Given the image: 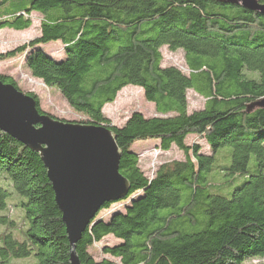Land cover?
Masks as SVG:
<instances>
[{
	"label": "trees",
	"instance_id": "1",
	"mask_svg": "<svg viewBox=\"0 0 264 264\" xmlns=\"http://www.w3.org/2000/svg\"><path fill=\"white\" fill-rule=\"evenodd\" d=\"M31 12L41 16L39 35L0 53V61L24 55L30 75L84 115L80 123L108 128L121 153L118 172L130 185L119 200L127 201L124 210L97 217L114 202L104 203L81 234L79 262L263 258L264 108L246 111L264 98V15L226 0H30L0 17V29H28ZM50 41L61 42L62 58L43 50ZM162 47L182 51L187 74L162 66ZM0 80L21 91L12 77ZM126 86L140 87L156 115L134 111L112 124L102 109ZM189 90L204 99L201 109L188 111ZM146 140L161 151L174 145L185 158L146 176L132 149ZM110 235L118 243L104 245L108 258L94 260L88 248ZM71 251L38 154L0 130V264H70Z\"/></svg>",
	"mask_w": 264,
	"mask_h": 264
},
{
	"label": "water",
	"instance_id": "2",
	"mask_svg": "<svg viewBox=\"0 0 264 264\" xmlns=\"http://www.w3.org/2000/svg\"><path fill=\"white\" fill-rule=\"evenodd\" d=\"M226 1L264 15V0ZM257 108H264V98L246 112ZM0 130L38 154L72 247L70 264H81L74 252L81 234L104 203L122 200L130 190L118 172L121 153L112 132L39 112L33 97L1 80Z\"/></svg>",
	"mask_w": 264,
	"mask_h": 264
},
{
	"label": "rangeland",
	"instance_id": "3",
	"mask_svg": "<svg viewBox=\"0 0 264 264\" xmlns=\"http://www.w3.org/2000/svg\"><path fill=\"white\" fill-rule=\"evenodd\" d=\"M29 1L30 0H7L1 3L0 17L15 8L26 6ZM30 18L32 23L28 29H0V53L12 51L14 48L39 35L40 14L31 12ZM41 47L48 55L55 59H60L64 56L63 45L60 41H50L42 44ZM161 54L162 66H176L186 74L188 73L181 50H169L167 47H162ZM0 74L12 77L22 92L26 94L29 92L33 93L38 98L40 108L43 112L65 121L79 122L85 119L82 113L74 111L69 106L56 87L47 86L41 80L30 75L24 65V55L18 54L10 59L0 61ZM187 101L189 112L199 110L204 105V99L192 90H189L187 93ZM134 111L141 112L145 117L156 115L154 105L145 100L142 89L137 86H126L122 88L117 93L115 100L112 103L106 104L102 109L103 114L116 126H121ZM193 139V136H188L186 142L190 143ZM196 142L201 145V152L209 153L208 146L205 144L204 139L197 138ZM132 149L136 150L138 153L140 169L149 177L152 176V173L159 165L174 160H183L185 158L184 153L174 145L168 151H161L158 148V143L154 140L136 141ZM228 190L229 187H227V191ZM222 193L225 194L226 192ZM126 202L127 201L114 202L108 210L98 213L97 217L101 216L106 218L111 211H123L124 205L127 204ZM9 203L11 202L9 201ZM11 215L14 218L17 216L15 211H13ZM117 243L118 240L111 235L106 236L100 242L91 245L88 248V252L96 261L103 257L108 258V256H104L101 253L102 247L104 245L112 246ZM260 260L264 262V257L261 259L255 258L247 260L246 264H257Z\"/></svg>",
	"mask_w": 264,
	"mask_h": 264
}]
</instances>
